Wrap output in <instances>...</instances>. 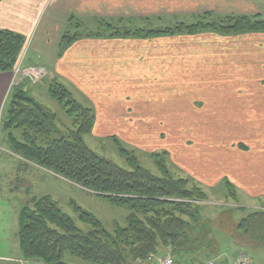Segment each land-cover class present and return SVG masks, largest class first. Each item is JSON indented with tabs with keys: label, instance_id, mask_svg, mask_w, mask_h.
<instances>
[{
	"label": "crops",
	"instance_id": "crops-1",
	"mask_svg": "<svg viewBox=\"0 0 264 264\" xmlns=\"http://www.w3.org/2000/svg\"><path fill=\"white\" fill-rule=\"evenodd\" d=\"M263 9L264 0H5L0 30L23 35V67H45L49 77L41 84L21 78L13 85V73L0 72V129L13 86L38 93L53 81L78 88L93 103L99 135L147 136L155 120H220L221 130L209 122L199 126V134L194 123L181 122L178 131L192 134L179 141L184 143L179 153L187 157L180 164L184 169L186 162L194 165L199 181L227 179L250 197H264V34L113 35L132 32L139 23L149 30L153 22L191 21L206 14L263 18ZM103 23L108 33H81ZM65 34L77 36L66 49ZM16 235L19 241V229ZM11 262L31 261L20 248Z\"/></svg>",
	"mask_w": 264,
	"mask_h": 264
},
{
	"label": "trees",
	"instance_id": "trees-1",
	"mask_svg": "<svg viewBox=\"0 0 264 264\" xmlns=\"http://www.w3.org/2000/svg\"><path fill=\"white\" fill-rule=\"evenodd\" d=\"M207 17H215L217 21L181 22L156 30L116 31L113 35L152 39L203 32L221 36L264 34V19L260 15L200 16ZM93 35L101 36L99 33ZM76 39L75 35L65 34L63 48ZM26 42L19 33L0 30L1 73L15 70ZM49 94L66 108L68 115L75 116L73 129L61 132L56 126V115L16 87L11 92L8 114L2 120L12 151L29 163L101 195L116 206L127 208L130 214L125 227L116 225L114 232L109 233L95 216L77 207L81 221L92 226L90 231H85L51 196L34 198L19 213V243L24 259L43 264H67L64 257L70 253L95 264H123L153 253L169 252L176 264H203L205 261L200 257L189 258V255L205 248L213 254L211 258L217 257L211 230L200 231L201 226H212L204 220L201 203L207 202L209 195L200 186L192 184V178H175L171 174L167 151L153 155L160 176L142 167L132 152L121 150L130 167L124 169L93 152L84 142L85 135L94 129V111L79 103L60 83L53 82ZM16 130H23V141L15 136ZM53 134L60 137L47 146L40 145ZM226 185L230 195L236 198L235 185L227 179ZM240 232L250 238V243L240 244L236 232V241L242 246L240 253L246 252L253 258L252 250L258 249L259 245L264 247V209L251 210L238 224Z\"/></svg>",
	"mask_w": 264,
	"mask_h": 264
},
{
	"label": "rangeland",
	"instance_id": "rangeland-1",
	"mask_svg": "<svg viewBox=\"0 0 264 264\" xmlns=\"http://www.w3.org/2000/svg\"><path fill=\"white\" fill-rule=\"evenodd\" d=\"M264 13V9H263ZM215 17L196 18L191 21H180L178 23L184 22L190 24L191 22L198 23L203 21L205 23H211L217 21ZM221 18V17H220ZM264 19V17H263ZM164 23L161 25L153 22V26L149 27L156 30L158 27H169L177 23ZM144 23H139L134 25L132 28L134 30L144 28ZM167 25V26H166ZM136 28V29H135ZM133 30V31H134ZM108 24L103 23L100 27L95 28L93 25L85 27L81 31L83 34L87 32H100L102 34L108 33ZM25 50V49H24ZM23 50V51H24ZM25 51L21 54V59L16 66L21 71L27 69H36L45 71L43 77L39 81L48 80L49 70L45 67H23V57ZM16 74L13 71L14 82L13 85L23 78L21 72ZM31 83H36L31 79H27ZM20 82V81H19ZM56 82V81H53ZM53 82H48L45 89H41L38 93L30 91L27 94L30 97H35L39 103L48 108L53 114L56 115V126L61 132H67L74 127L75 116H70L66 112V108L63 107L59 102L50 97L49 86ZM32 83V84H33ZM59 83V82H57ZM41 84V83H40ZM61 84V83H60ZM63 85V84H62ZM66 87V86H65ZM16 85L12 87L15 90ZM67 88V87H66ZM21 89H26L22 88ZM31 90L32 87L30 86ZM72 93L73 97L81 103L84 107L92 109L95 112L93 103L85 97L78 88L69 87L67 88ZM36 90V89H35ZM25 91V90H24ZM6 104V103H5ZM9 105H5V117L8 114ZM4 117V118H5ZM156 123L152 122L149 127V135L139 136V135H99L95 134L93 129L91 134H87L84 137V142L88 147L98 154L99 156L114 162L118 166L129 169V163L127 158L122 154L121 150L132 152L139 160L142 167L150 170L157 176L161 173L157 169L156 163L154 161V154H163L167 150V166L171 174L175 178L189 179L192 178V184L200 186L209 195V200L207 202H201L203 204L202 211L204 215V220L212 226H201L200 231L209 229L212 232V245L217 249V257L222 258H232L238 255L242 250L240 244L250 243V238L248 236L242 235L241 232L238 233V224L241 220L247 216V214L253 209H264V197L253 198L248 196L243 190L237 188V197L230 195L229 189L226 185V179H222L219 183L210 184L207 180H198L199 175L197 170L194 171V165L187 164L184 169L180 162L183 164V160H187V157H181L179 153L184 143H179L180 140H188L191 137L192 132L187 131L185 133H180L177 129L181 125V122H189L190 124H195L197 128L195 130H201V127H207L217 122L218 130H221V126H224L220 120H209L205 118H198L186 121L177 119H167V120H155ZM164 121L165 125L162 128L159 126V122ZM96 123V121H95ZM155 124V125H154ZM154 125V126H153ZM95 128V125H94ZM206 128H202L205 131ZM203 131V132H204ZM225 131H230L226 129ZM196 132V131H195ZM194 133V131H193ZM226 133V132H225ZM15 136L19 141H23V130H16L14 132ZM60 135L53 134L49 139H43L40 145L47 146L49 142L58 139ZM202 140L198 139L196 142L201 143ZM225 142V141H224ZM229 143V142H228ZM11 143L9 140L8 132L4 131L1 123L0 129V264H16L17 262H11V259L15 258L19 252V241L17 238V231L19 229V213L20 210L31 203L33 198H41L43 196H51L57 203L61 210L76 221L79 228L90 231L92 226L90 224L84 223L80 219V212L77 211V207L81 208L83 211L88 212L95 216V218L102 223V226L109 233H113L115 226L119 225L125 227L127 225V217L130 212L127 208L119 207L111 203L108 199L101 195H98L90 190L75 184L52 171H43L33 166L31 163H27L19 155H16L12 151ZM187 154V152H186ZM235 159V158H234ZM200 203V204H201ZM200 227V226H199ZM239 234L236 241L235 234ZM252 250L253 260L256 264H264V247ZM200 251V250H199ZM198 250L189 255V258L200 257L203 261L211 259L213 254L208 249H203L199 252ZM64 261L67 264H95L90 261L83 260L79 257L73 256L70 253H66ZM130 262V261H128ZM43 264L42 262L31 261L30 264Z\"/></svg>",
	"mask_w": 264,
	"mask_h": 264
},
{
	"label": "built area",
	"instance_id": "built-area-1",
	"mask_svg": "<svg viewBox=\"0 0 264 264\" xmlns=\"http://www.w3.org/2000/svg\"><path fill=\"white\" fill-rule=\"evenodd\" d=\"M17 72H21V76L29 78L34 82H38L43 77L45 71L36 69H27L21 71L16 68ZM16 74V71H14ZM14 74V76H15ZM39 264V263H36ZM123 264H176L174 257L169 253H153L148 255L146 258H138L134 261L126 262ZM203 264H256L250 254L246 252L239 253L232 258L214 257L208 259Z\"/></svg>",
	"mask_w": 264,
	"mask_h": 264
}]
</instances>
